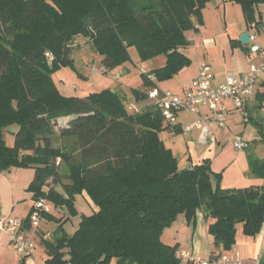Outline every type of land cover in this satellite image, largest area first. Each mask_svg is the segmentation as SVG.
Instances as JSON below:
<instances>
[{
	"label": "trees",
	"instance_id": "16d2710c",
	"mask_svg": "<svg viewBox=\"0 0 264 264\" xmlns=\"http://www.w3.org/2000/svg\"><path fill=\"white\" fill-rule=\"evenodd\" d=\"M228 1L241 5L249 24L262 23L256 9L264 0ZM210 2L0 0V172L34 168L28 187L33 199L46 198L73 215L78 214L79 194L86 193L97 207L82 215L72 234L63 227L68 219L58 218L59 229L41 238L48 255L44 264H195L161 237L182 213L195 227L197 212H203L216 245L226 250L236 243L239 224L248 236L262 230L264 158L249 156L250 173L263 180L261 185L223 188L222 173L213 171L209 157L181 165L162 133L182 130L153 103L131 112L127 97L111 88L72 96L53 77L73 65L74 47L82 41L102 57L105 74L127 69L134 47L142 59L165 55L166 63L148 73L158 81L171 79L191 63L182 51L190 44L187 32L199 29ZM142 75V88L132 90L137 103L149 99L155 86L147 73ZM258 96L262 108L264 91ZM62 115L75 116L60 133L73 148L51 142ZM248 122L264 143V117L249 113ZM15 124L22 128L12 133L14 144L9 145L5 134ZM62 162L69 182L62 179ZM50 179L62 184V191L50 187ZM42 216L56 219L51 212Z\"/></svg>",
	"mask_w": 264,
	"mask_h": 264
},
{
	"label": "crops",
	"instance_id": "0c3cea01",
	"mask_svg": "<svg viewBox=\"0 0 264 264\" xmlns=\"http://www.w3.org/2000/svg\"><path fill=\"white\" fill-rule=\"evenodd\" d=\"M220 1L221 0H217L216 5H214L218 7ZM222 1L224 2V7L227 10V7L232 2L228 0ZM210 6L214 7L210 2L203 10V23L199 26V29L187 32V38L190 41V44L183 48L182 51L188 57H190L191 63L188 66L184 67L173 78L163 81H157L159 88L163 89L164 91H170L177 95H184L186 91L192 86L194 79L197 77L199 66L201 64H210L212 66L214 72L216 73L213 84L214 86H217L218 84L223 82L228 75L241 76L247 73L250 69L251 64L259 61V56L251 51L252 43H243L241 41V37L247 32H249L250 34L256 33L257 42L260 45L264 46L263 26H261V24L256 25L255 22L249 24L242 10V17H244V22L240 25V27H238V29L233 30V26H229L227 23V15H224L222 17L218 16V14L214 12V10H210ZM259 6L256 9V13L259 12L260 15L263 16V12L258 11ZM218 17H220L221 20ZM257 20L262 21V19L258 17V14ZM128 73L129 68L127 67V69L124 70V74ZM116 79L121 80V77ZM111 84L112 85H110V87L108 88L117 91L121 96L130 97L129 100H132L133 104H135L136 106L140 105V102L137 103L134 101L132 89H130L128 85L123 83ZM256 85L257 94L252 100L247 103V110L248 113H250L254 118L259 119L261 117H264V107H260L262 103L258 96L264 91V74L259 77ZM144 103L145 104H143V106L152 104L150 99H147L146 101H144ZM224 104L228 109L226 115L227 127H220L218 122L212 118V112L207 108H201L200 112L202 117L209 119V127L214 130L216 134V141L207 139L206 126H204L202 129L194 128L191 131H186L185 126L190 123V119L192 118L191 114L194 115V117L197 119V115L191 112L185 110L180 111L177 115V120L174 123V125H178L181 128L182 132H184L185 135L189 133L192 134V136L190 137L192 142L195 139V141H197L198 143L202 142L204 147H207L209 145L215 146L217 155L211 167L216 173H219L221 170L223 172V170L227 168L228 164H232L233 161L237 160L240 157V155H238L231 158V154L227 148V143H229L231 140L235 141V138L239 136V134L234 133L233 129L229 127V123L231 124V126L239 123L237 121L238 115L236 114L235 109L233 108L229 100H224ZM196 119H194L192 122H194ZM174 134L176 133H171V135ZM8 135L12 138L13 144L15 135L10 132H8ZM241 137L245 139L243 135ZM166 138L167 137L163 138L165 143ZM254 140L255 141L250 142L246 148L249 149L250 147H252V145H255L257 141L260 140L257 134L254 135ZM232 143V145H234V142ZM223 144L226 145L222 147ZM166 145L168 144L166 143ZM168 147L172 148L169 145ZM237 151L240 150L237 149ZM248 155L249 154L243 155V158H241V164L243 165V174L249 175L250 177L251 173ZM257 158L263 159L264 154L262 153V155ZM227 159H231V161L228 162L227 165H224ZM34 176L35 175L30 170L19 167H13L10 170H4L0 172V218H25L30 215L36 201L33 199V194L30 191L29 192L31 193L33 199L32 201L27 200V198L24 197L25 195H23V193L24 190H28V187L33 181ZM259 180L260 182L254 185L258 186L263 183V180L261 178H259ZM83 195L86 199L89 200V202L91 201L86 193H83ZM90 203H92V205L94 206L93 210L95 211L97 207L93 204L92 201ZM208 222L209 220L207 219V217H205L203 212H197V224L195 225V227L191 229V226H186V229H188L189 231L190 241L183 244V246L185 247L182 246L183 249L179 253L180 256L183 251H188L193 253L195 256H202L204 258L219 256L221 254H228L227 252H229L230 255L233 252L237 251L239 253L241 264H264V226L256 236H248L244 234L243 230H239L238 233L237 230L236 243L231 247V249L226 251V249L224 250L222 249V247L216 245L214 237L208 231ZM182 225H184V223L181 221L179 226L181 227ZM42 233H48L51 235L52 232L49 233V231H46L41 225H39L37 234L40 236ZM9 243V235H7L6 233H0V264H19L23 256L18 254L14 248V250H11L10 248H12L13 246ZM35 250L30 255L32 258L30 256H27V259L25 260L26 264H38L36 262L37 258L35 259L34 256ZM47 258L48 255L46 252V257H44V261L41 264H44ZM221 264L235 263L231 262Z\"/></svg>",
	"mask_w": 264,
	"mask_h": 264
},
{
	"label": "rangeland",
	"instance_id": "374dc122",
	"mask_svg": "<svg viewBox=\"0 0 264 264\" xmlns=\"http://www.w3.org/2000/svg\"><path fill=\"white\" fill-rule=\"evenodd\" d=\"M211 3L214 7L210 6V10H214V12L221 17L227 15V23L229 26H233V30L238 29V27H240V25L244 22V17H242V7L240 4L230 3L226 10L224 7V2L222 0L220 1L218 7L213 4L212 0ZM258 11L263 12V16H261L259 12L257 14L258 17L262 19L261 26H263L264 28V3L259 6ZM218 18L220 19V17ZM80 44H82L81 47H74V52L72 54V57L74 58L73 65L64 66L53 75L57 86L67 95L85 97L90 92H98L103 89H107L108 87H110V85H112L111 83H123L128 85V87L132 90L141 89L144 83V76L142 75L141 70L143 69L146 70V72H150L155 68L161 67L166 62V56L163 54L157 55L150 59H142L139 57L136 48L133 47L130 49L132 61L127 64V67L129 68L128 74H124V68H115L105 74L102 68V57L98 53H96V51H94L90 45H88V42L84 43L81 41ZM117 75H120L121 80L116 79ZM129 99L130 97H127L128 104H133L132 100L130 101ZM143 104H145L144 101L140 102L139 106L141 108L148 107L146 105L143 106ZM139 106H137L138 110L141 109ZM134 110L136 109H130L131 112ZM235 112L238 115L237 121L239 123L235 124L234 126H231V124L229 123V127L233 129L234 133L239 134V136L243 135V137H245V139L243 138L245 141H249V143L255 141L254 135L257 134V130L254 124L251 122L247 123L240 110H235ZM191 116L192 118L190 119V123L188 125H190L191 122L196 119L194 115L191 114ZM74 118L75 116L73 115H62L57 118V121L50 133V139L53 145L58 146L61 143L66 142L69 143V145L73 148L74 143H72L70 139H67L65 137L63 138L60 133L64 128L69 127L71 120ZM225 123L227 127L226 119ZM187 126H185V129ZM191 136V133L185 135L184 132L176 133L174 135H171V133L168 131L162 133L163 138L167 137L166 143L173 148L175 155L181 161V165H187L191 162H200L208 157L211 160L212 165L217 155L215 146L209 145L207 147H204L202 142L198 143L197 141H195V139L192 142L190 138ZM5 137L9 145L14 144H12V138L9 137L8 133H6ZM232 142H234V140H231L229 143H227V148L231 154V158L238 155H240V157L237 160L233 161L230 165H227V163L230 162L231 159H227L224 163V165H227V168H225L223 172L222 170L220 171V173H222L221 186L226 189L244 188L260 182L259 178L256 176L251 175L249 177V175L243 174L244 172L242 167L243 165L241 164V158H243V155L247 154H249L248 157H260L262 153L264 154V143L261 141H257V143L255 145H252V147H250L249 149L244 148L240 151H237L235 146L232 145ZM225 145L226 144H223L222 147ZM75 157L79 158V152L75 153ZM25 169L30 170L34 175L36 174L34 168L26 167ZM60 170L63 174V181L69 182V179L67 177L69 171L65 163H60ZM48 182L50 187H55L57 190L62 191V184L56 183L52 179H50ZM23 195H25L24 197H26L27 200H33L31 193L28 190H24ZM75 201L76 208L78 210L77 215L71 214L69 209L67 208H57L52 201L48 200V203L51 206V213L56 219H49L45 216H42L39 225H41L46 231H49V233H54L57 229H59L58 227L60 223L58 221V218H62L63 221H65V219H68L63 227L67 233H74V231L80 224L82 215H91V213H94V206L92 205V203H90L91 201L89 202V200L84 197L83 194L77 195ZM181 221L184 223V225L180 227L179 224ZM187 225L191 226V229L194 228L192 224L188 223L184 213L179 214L172 225L165 228L161 236L162 240L165 243L177 245L178 253H180L183 247H185L183 246V244L190 241L189 231L188 229H186ZM239 230H243L242 224L238 225V233ZM35 242L36 250L34 252V256L35 259L37 258L36 262L38 264H41L44 261V257H46V248L41 243V235H35ZM10 249L14 250L13 247ZM227 253L229 254V252Z\"/></svg>",
	"mask_w": 264,
	"mask_h": 264
},
{
	"label": "built area",
	"instance_id": "2783aa9c",
	"mask_svg": "<svg viewBox=\"0 0 264 264\" xmlns=\"http://www.w3.org/2000/svg\"><path fill=\"white\" fill-rule=\"evenodd\" d=\"M251 51L259 56V61L251 64L247 73L236 76L228 75L226 79L214 86L215 72L210 64H201L199 66L197 77L194 79L192 86L184 95H177L170 91H164L159 88L158 78L155 74L141 70L142 73H147L148 79L155 83V86L148 91L150 101L158 107L164 118L170 124H174L177 120V115L180 111H188L197 115V119L186 127V131H191L194 128L202 129L207 127V139L216 141V134L209 127V119L202 117L201 108H207L213 114V119L218 122L219 126L226 127L225 119L228 112L224 100H229L235 110H240L248 123L247 103L256 96V84L261 75L264 74V46L257 42V34H250ZM49 58H52L50 53H47ZM104 72V70H103ZM120 78V75H117ZM129 109H136L135 104H130ZM249 145L241 136H237L234 141V146L238 150H242ZM51 212V206L46 198L36 200L34 209L28 217H4L0 218V233L9 235L10 245L16 252L22 256H30L36 248L35 235L39 230V222L43 213ZM28 219L30 227H26ZM50 237L48 233H42L41 238L47 239ZM181 257L185 261L195 264H221L231 263L241 264L239 253L237 251L232 254H221L204 258L195 256L193 253L183 251Z\"/></svg>",
	"mask_w": 264,
	"mask_h": 264
},
{
	"label": "water",
	"instance_id": "95a60500",
	"mask_svg": "<svg viewBox=\"0 0 264 264\" xmlns=\"http://www.w3.org/2000/svg\"><path fill=\"white\" fill-rule=\"evenodd\" d=\"M212 2H213V4L216 5L217 0H212ZM241 41L243 43H249L250 42V33L247 32V33L243 34L242 37H241ZM21 128H22L21 125L15 124V125L9 127L8 130L11 133L16 134V133H18L21 130Z\"/></svg>",
	"mask_w": 264,
	"mask_h": 264
}]
</instances>
